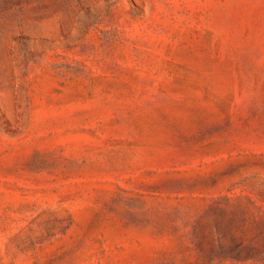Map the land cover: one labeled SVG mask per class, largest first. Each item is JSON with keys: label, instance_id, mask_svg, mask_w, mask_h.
Masks as SVG:
<instances>
[{"label": "rangeland", "instance_id": "1", "mask_svg": "<svg viewBox=\"0 0 264 264\" xmlns=\"http://www.w3.org/2000/svg\"><path fill=\"white\" fill-rule=\"evenodd\" d=\"M223 197L264 228V0H0V264H264L193 249Z\"/></svg>", "mask_w": 264, "mask_h": 264}, {"label": "trees", "instance_id": "2", "mask_svg": "<svg viewBox=\"0 0 264 264\" xmlns=\"http://www.w3.org/2000/svg\"><path fill=\"white\" fill-rule=\"evenodd\" d=\"M231 209V198L214 200V206L205 210L187 233L193 249L199 257L210 262L245 263L263 259V221L258 219L252 210L240 208L230 211ZM174 230H178L176 225Z\"/></svg>", "mask_w": 264, "mask_h": 264}]
</instances>
